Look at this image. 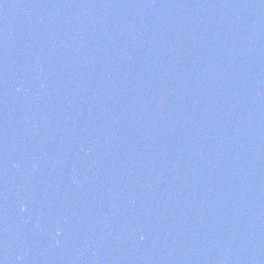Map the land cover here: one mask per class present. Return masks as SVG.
Masks as SVG:
<instances>
[{
    "label": "water",
    "instance_id": "obj_1",
    "mask_svg": "<svg viewBox=\"0 0 264 264\" xmlns=\"http://www.w3.org/2000/svg\"><path fill=\"white\" fill-rule=\"evenodd\" d=\"M0 264H264V0H0Z\"/></svg>",
    "mask_w": 264,
    "mask_h": 264
}]
</instances>
